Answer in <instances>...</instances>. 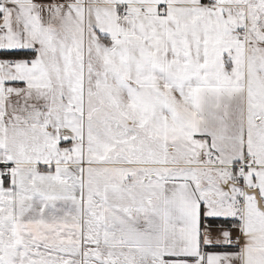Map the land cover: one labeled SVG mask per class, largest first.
I'll return each mask as SVG.
<instances>
[{"label":"snow or ice","instance_id":"1","mask_svg":"<svg viewBox=\"0 0 264 264\" xmlns=\"http://www.w3.org/2000/svg\"><path fill=\"white\" fill-rule=\"evenodd\" d=\"M0 264H264V0H0Z\"/></svg>","mask_w":264,"mask_h":264}]
</instances>
